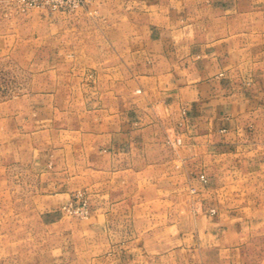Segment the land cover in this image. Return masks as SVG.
Here are the masks:
<instances>
[{"label": "crops", "instance_id": "1", "mask_svg": "<svg viewBox=\"0 0 264 264\" xmlns=\"http://www.w3.org/2000/svg\"><path fill=\"white\" fill-rule=\"evenodd\" d=\"M18 27L34 87L0 112L39 236L0 264H264V0H82Z\"/></svg>", "mask_w": 264, "mask_h": 264}, {"label": "rangeland", "instance_id": "2", "mask_svg": "<svg viewBox=\"0 0 264 264\" xmlns=\"http://www.w3.org/2000/svg\"><path fill=\"white\" fill-rule=\"evenodd\" d=\"M36 11L53 12L44 7L23 6L20 0H0V103L34 87L33 71L27 65L29 55L15 51L31 44L29 40L19 41L16 33L20 32V18ZM24 142L17 127L0 112V255L15 252L19 238L33 237V231L37 234L39 220L29 206L31 176L22 159ZM1 239L6 241L3 246Z\"/></svg>", "mask_w": 264, "mask_h": 264}, {"label": "built area", "instance_id": "3", "mask_svg": "<svg viewBox=\"0 0 264 264\" xmlns=\"http://www.w3.org/2000/svg\"><path fill=\"white\" fill-rule=\"evenodd\" d=\"M23 6L44 7L50 11H73L82 0H20ZM264 135V130H262ZM62 209L71 215L86 217L88 215L87 200L82 192H77L73 199L62 206Z\"/></svg>", "mask_w": 264, "mask_h": 264}]
</instances>
